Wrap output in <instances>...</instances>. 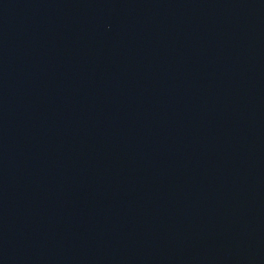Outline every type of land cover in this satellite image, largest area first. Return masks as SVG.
Returning a JSON list of instances; mask_svg holds the SVG:
<instances>
[{"label":"water","instance_id":"water-1","mask_svg":"<svg viewBox=\"0 0 264 264\" xmlns=\"http://www.w3.org/2000/svg\"><path fill=\"white\" fill-rule=\"evenodd\" d=\"M0 264H264V0H0Z\"/></svg>","mask_w":264,"mask_h":264}]
</instances>
